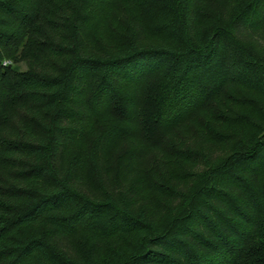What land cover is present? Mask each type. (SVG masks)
<instances>
[{
  "label": "trees",
  "instance_id": "obj_1",
  "mask_svg": "<svg viewBox=\"0 0 264 264\" xmlns=\"http://www.w3.org/2000/svg\"><path fill=\"white\" fill-rule=\"evenodd\" d=\"M204 1L0 0V264H264V0L208 29ZM232 54L248 91L214 116ZM110 116L137 129L108 123L89 143ZM124 136L143 149L114 176ZM156 146L168 172L153 187L128 172Z\"/></svg>",
  "mask_w": 264,
  "mask_h": 264
},
{
  "label": "rangeland",
  "instance_id": "obj_2",
  "mask_svg": "<svg viewBox=\"0 0 264 264\" xmlns=\"http://www.w3.org/2000/svg\"><path fill=\"white\" fill-rule=\"evenodd\" d=\"M222 0H205L202 10L199 13V20L201 25L204 27V29H208L210 27H216V26H224V25H228L230 24V22L232 21V19L238 14V12L244 7L245 2L243 0H229V4H230V9L228 14L223 13L221 10V5H222ZM164 23V20L162 21ZM159 20H156V18L152 17L150 18L148 25L150 26H158L159 24L161 25L162 23ZM104 24L108 25L109 24V20L108 18H106L104 20ZM150 41L151 43L153 42V38L150 36ZM237 49V48H236ZM236 52V51H234ZM233 58H231L229 65L233 66L234 69H237V72H232V73H228L227 71H225L223 74L224 76L229 75V81L227 84H225L224 79L223 82L220 86H217V88L215 89L216 93H219V90L222 88V90L220 91L219 94H226V97L224 99H222L219 94H217L216 96H218V102H221L224 104V108L219 104V103H215V107L217 108V113H214V116H216L217 114L219 115H224L226 112V110L228 109L233 110L232 106H234L235 104H237L238 100H240L242 98V96L244 94H246V91H248L246 88H244L243 86H240V71L241 68H243V66H247L250 72V67L249 64H245L242 61V57L237 55V54H232ZM241 63L245 64V65H241ZM20 70H26L27 66L25 63L20 64ZM239 67V68H238ZM217 74V73H216ZM215 73H213V76H216ZM164 73H161L160 76H163ZM249 75V73H248ZM225 76V77H226ZM223 77V78H225ZM98 82L93 81L92 85L95 87L97 85ZM92 87V88H94ZM142 87V88H140ZM146 86L144 85H139V87L137 88L138 90H142L145 89ZM133 88V87H132ZM129 90V89H128ZM135 93V92H134ZM252 99V98H251ZM115 105L114 107L117 108L116 106H121L119 100H114ZM118 109V108H117ZM118 110H121L122 112L126 111L125 108L123 106H121V108H119ZM119 112V113H122ZM212 113H206V116H211ZM203 117H206L204 115H202ZM203 117H200L197 119V121L195 123H189V127L190 129H194L195 125L198 124H204V126L206 125V123H209L208 121L204 120ZM111 123L112 125H118V126H122V125H126L124 126L125 128L128 126L127 129H137L135 126H133L130 121L127 122V124L119 117V116H110L109 117V121L108 120H101L98 121L94 124L93 128H92V133L89 136V143L90 141L93 140L94 135L98 134V132H100L105 126L106 124ZM212 123V122H211ZM212 126L213 129H217L215 128V126L213 124L210 125V127ZM202 131V130H201ZM88 143V144H89ZM142 142L140 139H136L133 136H124L122 138H118L112 145L111 147L108 149V158H109V165L111 168V172L112 174L115 176H117V173L119 171L123 170V160L122 157L125 154V152L132 150V151H138V153H140L139 151L142 150ZM157 147V146H156ZM169 148L165 149V146H161V147H157V149L155 148H150L148 151L144 152V154H142V158H139V160H136V162L132 163V167L129 170V177L132 178H144L146 179V183L149 182V180L152 181V183L154 184L153 187L157 186L158 183L162 182V178L163 176L168 172L167 168L165 165L159 164V163H166L165 160H163V157L165 156V153H167ZM229 145H226L225 151L224 153L229 151ZM167 150V151H166ZM198 162H194V164L192 166H190L188 169L191 173V177H199L200 176V171L202 172L204 170V166H203V161L200 158ZM89 175L92 176V174L89 172ZM198 180V179H197ZM191 187H193L191 184L189 185ZM146 198L150 199L153 198V189H149L147 184H146ZM163 210H160L159 212H161ZM165 214V213H162ZM168 218V217H166Z\"/></svg>",
  "mask_w": 264,
  "mask_h": 264
}]
</instances>
